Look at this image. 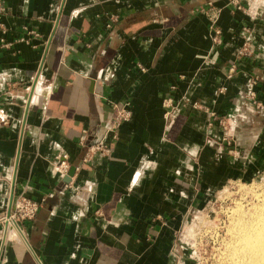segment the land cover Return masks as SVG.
<instances>
[{
	"label": "crops",
	"instance_id": "crops-1",
	"mask_svg": "<svg viewBox=\"0 0 264 264\" xmlns=\"http://www.w3.org/2000/svg\"><path fill=\"white\" fill-rule=\"evenodd\" d=\"M263 2L0 0V219L40 204L24 232L0 222V264H190L208 191L264 170Z\"/></svg>",
	"mask_w": 264,
	"mask_h": 264
},
{
	"label": "rangeland",
	"instance_id": "rangeland-1",
	"mask_svg": "<svg viewBox=\"0 0 264 264\" xmlns=\"http://www.w3.org/2000/svg\"><path fill=\"white\" fill-rule=\"evenodd\" d=\"M230 147V144L227 145V148ZM205 198L207 203L200 206L197 215L185 224L180 237L179 246L189 263L264 264V257L257 260L252 254L234 255L229 250L233 240L231 236H235L234 232H237V229L231 231L232 228H237L236 214L242 212L245 217H249L255 211L259 213L262 202L264 204V170L244 178L231 177L208 191ZM21 230L23 231L22 228ZM8 231L7 229V233ZM11 237L9 231L7 239L15 241ZM22 245L28 248L27 244Z\"/></svg>",
	"mask_w": 264,
	"mask_h": 264
},
{
	"label": "built area",
	"instance_id": "built-area-1",
	"mask_svg": "<svg viewBox=\"0 0 264 264\" xmlns=\"http://www.w3.org/2000/svg\"><path fill=\"white\" fill-rule=\"evenodd\" d=\"M0 11H1V7H0ZM216 20H217L216 15L211 17V31L213 33V43H218V38L220 36V31H218L215 28ZM30 34H34V33L31 32ZM249 53H250L249 44H248V41L246 40L242 48L237 51L236 60H239L242 57H246ZM234 69L235 67L232 66L230 69V72L233 73ZM223 90L224 89H222L221 91ZM249 97L254 100L255 99L254 92H251ZM164 106L167 109H171V100H166L164 102ZM165 115L169 116L170 111L168 110V112H166ZM130 117H131V113L129 110H127L126 105L115 106V116L113 120L110 122V124L106 127V131H105L103 138L99 142L95 143L94 145H90L89 147H87V152L88 153L90 152L109 153L108 141L116 138L119 126L121 125V123L128 121ZM220 126L223 132L225 133L224 138L226 141L229 138V135L227 134V125L222 121L220 122ZM56 161H57L56 163L57 170L60 176L62 178L68 176L70 172V165L67 162L66 156H58L56 157ZM83 161L85 162L86 158H84ZM39 208H40L39 203L31 201L30 199L26 198L23 195H18L14 199L12 207L7 217L1 218L0 222L2 224L8 225V223L12 221L14 223H17V225L19 226L20 223L22 224L24 222L33 221L38 213Z\"/></svg>",
	"mask_w": 264,
	"mask_h": 264
},
{
	"label": "bare ground",
	"instance_id": "bare-ground-1",
	"mask_svg": "<svg viewBox=\"0 0 264 264\" xmlns=\"http://www.w3.org/2000/svg\"><path fill=\"white\" fill-rule=\"evenodd\" d=\"M255 212L251 214V216L249 217H245L244 214H242V212L240 214H236L238 215L237 217L235 216L236 217L235 220L236 222H238V224L236 225L237 228L236 227L234 229L232 228L231 231L232 230L235 231L237 229V232L236 233L234 232L235 236L233 237L231 236L233 233L230 235L231 240L232 239L233 240L231 242L232 243L231 246H229V250L234 255H236L237 253L238 254L239 253L249 254V255L252 254L253 257H256L257 260H260V258L264 257V204L263 202L260 207V212L259 213H255ZM8 224H9V228L11 232L17 231L18 229L17 223L10 221ZM244 258L246 259V257Z\"/></svg>",
	"mask_w": 264,
	"mask_h": 264
},
{
	"label": "water",
	"instance_id": "water-1",
	"mask_svg": "<svg viewBox=\"0 0 264 264\" xmlns=\"http://www.w3.org/2000/svg\"><path fill=\"white\" fill-rule=\"evenodd\" d=\"M73 172H74V170L72 169L70 171V173L68 174V176H66V177L63 178V182H65V183L69 182L70 177L73 175Z\"/></svg>",
	"mask_w": 264,
	"mask_h": 264
}]
</instances>
